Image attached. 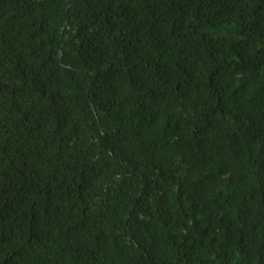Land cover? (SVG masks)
<instances>
[{"label":"trees","instance_id":"trees-1","mask_svg":"<svg viewBox=\"0 0 264 264\" xmlns=\"http://www.w3.org/2000/svg\"><path fill=\"white\" fill-rule=\"evenodd\" d=\"M0 264H264V0H0Z\"/></svg>","mask_w":264,"mask_h":264}]
</instances>
